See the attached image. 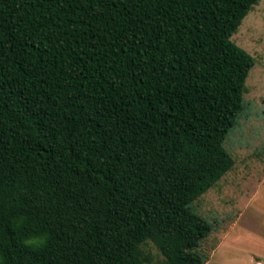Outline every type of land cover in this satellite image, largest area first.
Returning <instances> with one entry per match:
<instances>
[{
	"label": "trees",
	"instance_id": "obj_1",
	"mask_svg": "<svg viewBox=\"0 0 264 264\" xmlns=\"http://www.w3.org/2000/svg\"><path fill=\"white\" fill-rule=\"evenodd\" d=\"M259 1L0 0V264H206Z\"/></svg>",
	"mask_w": 264,
	"mask_h": 264
},
{
	"label": "rangeland",
	"instance_id": "obj_2",
	"mask_svg": "<svg viewBox=\"0 0 264 264\" xmlns=\"http://www.w3.org/2000/svg\"><path fill=\"white\" fill-rule=\"evenodd\" d=\"M232 41L254 59L246 80L243 109L224 143L235 160L231 176L235 179L244 172L245 155L240 149L249 148L251 157L259 160L264 156V0L251 9ZM246 125L251 128L247 137ZM191 209L212 228L195 249L208 264H264V185L249 189L221 181L194 201ZM143 249L152 264L162 263L163 257L152 243ZM212 250L215 252L211 255Z\"/></svg>",
	"mask_w": 264,
	"mask_h": 264
},
{
	"label": "crops",
	"instance_id": "obj_3",
	"mask_svg": "<svg viewBox=\"0 0 264 264\" xmlns=\"http://www.w3.org/2000/svg\"><path fill=\"white\" fill-rule=\"evenodd\" d=\"M251 128L247 127L246 125V132L245 136H249ZM263 136H264V130H262ZM240 152L245 155L244 161V167L242 168L243 174L241 173L237 178H231L234 168L228 172L219 182L224 181L226 183H237L240 187L245 186L249 189H252L254 187H261L264 185V173H259L257 170H264V156L262 160H259L258 157L253 158L251 157L252 151L249 150V148L246 149H240ZM264 153V152H263ZM261 172V171H260ZM245 189V188H244ZM211 250V249H209ZM211 255L215 252L214 250L210 251ZM206 264H208V261L206 259Z\"/></svg>",
	"mask_w": 264,
	"mask_h": 264
}]
</instances>
